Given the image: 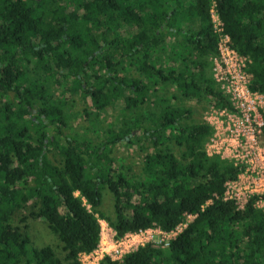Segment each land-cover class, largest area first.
<instances>
[{
    "label": "trees",
    "instance_id": "1",
    "mask_svg": "<svg viewBox=\"0 0 264 264\" xmlns=\"http://www.w3.org/2000/svg\"><path fill=\"white\" fill-rule=\"evenodd\" d=\"M213 4L232 47L252 62L251 89L264 94V0H0V97L15 95L0 107V264H62L50 245L31 243L27 226L11 222L33 200L22 222L43 219L68 264L97 248L100 220L120 238L154 226L171 231L186 215L196 217L167 249L147 245L101 264H264V212L252 200L243 210L222 200L238 168L207 155L212 127L189 123L190 108L160 96L140 113L159 84L188 101L230 108L207 73L219 39ZM67 92L91 99L95 111L83 112L95 121L115 104L138 114L95 145L63 134ZM140 132L154 150L142 173L130 176L114 168L110 153ZM53 148L57 164L48 157ZM105 187L114 217L100 210Z\"/></svg>",
    "mask_w": 264,
    "mask_h": 264
},
{
    "label": "built area",
    "instance_id": "2",
    "mask_svg": "<svg viewBox=\"0 0 264 264\" xmlns=\"http://www.w3.org/2000/svg\"><path fill=\"white\" fill-rule=\"evenodd\" d=\"M211 14L214 31L219 38L217 53L211 59L212 76L228 97L230 108L209 110L211 112L205 122L212 127V134L205 150L208 156L229 160L238 168L237 177L225 183L222 200H233L238 210H243L252 200L253 206L264 212V94L251 89L249 68L252 62L232 47L215 4ZM195 217L184 216L171 231L154 226L128 232L120 238L106 223V228L101 227L97 248L90 253H80L79 261L81 264H101L108 257L121 262L140 247L168 248L171 240Z\"/></svg>",
    "mask_w": 264,
    "mask_h": 264
},
{
    "label": "rangeland",
    "instance_id": "3",
    "mask_svg": "<svg viewBox=\"0 0 264 264\" xmlns=\"http://www.w3.org/2000/svg\"><path fill=\"white\" fill-rule=\"evenodd\" d=\"M172 41L169 39L168 43ZM212 59V58H211ZM207 73H210V69H207ZM138 75L137 72L134 73ZM51 90L58 92L60 94L61 87L57 86L51 79L48 81ZM156 92V93H155ZM155 92L151 93L150 100L146 105L141 107L140 113H144L146 108L153 109L155 105L153 100L160 102L158 96L161 98H167L174 103L176 106H182L185 108H190L192 110V116L189 120L190 122H201L206 120V116L210 114L209 111L212 108H220L214 99L204 100L201 102L188 101L184 99L180 93L176 92L173 85L167 84L162 87L160 84L156 87ZM176 95V97H174ZM176 98L173 99L172 98ZM66 107L65 112L68 116V125L63 127L62 132L64 135H79L82 139H88L93 144L97 145L109 136V130L117 129L121 123L125 120L128 121L129 118L136 117L135 114H129L124 112V106L121 104H115L110 106L108 109L102 112L98 121H95V115L90 118L86 117L83 112L85 109L89 112H94L95 110L91 107V99L86 98L82 93H72L67 92L65 95ZM6 101H15V95L9 93L7 97H0V107ZM143 108V109H142ZM94 120V122H93ZM59 141H63V137ZM173 142V141H172ZM174 153L179 157L181 155L182 149L176 144L168 143ZM154 148L151 143L142 136V133H138L136 136V141L133 145H128L124 142H117L112 146L110 157L114 159V168L123 171L130 176L140 175L142 173V167L145 155L148 152H152ZM49 159L54 163H59L61 158L56 148H53L48 153ZM221 159V158H220ZM229 161V160H227ZM230 162V161H229ZM32 184V182H29ZM103 203L100 210L109 217H114V199L112 193L105 187L103 190ZM34 200L28 204H23L22 208L15 211L11 218V222L14 226H20L24 228V231L29 235L31 243L36 247H44L50 245L56 255L61 259L62 264H68L65 261V252L63 250V244L59 238L50 230L48 224L43 219L28 218L26 222H22L24 217H27L32 211V206L34 205ZM35 209V208H34ZM101 227L106 228V221L100 220ZM161 249H167L164 247H159Z\"/></svg>",
    "mask_w": 264,
    "mask_h": 264
}]
</instances>
